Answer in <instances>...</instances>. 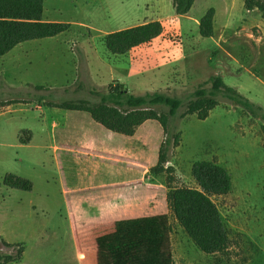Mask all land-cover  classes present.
I'll return each mask as SVG.
<instances>
[{
	"label": "rangeland",
	"instance_id": "374dc122",
	"mask_svg": "<svg viewBox=\"0 0 264 264\" xmlns=\"http://www.w3.org/2000/svg\"><path fill=\"white\" fill-rule=\"evenodd\" d=\"M43 2L46 18L76 26L23 46L54 49V57L70 49L79 65L55 61L16 70L0 59V240L23 247L17 264H97V240L112 234L117 221L154 216L168 219L174 264H264V123L223 98L204 120L186 114L191 94L213 76L264 110L262 14L247 11L244 0H198L184 17L171 0ZM210 9L215 32L204 39L194 19ZM154 21L164 25L161 38L124 56L107 51L106 35ZM117 83L133 94L179 97L184 107L167 127L147 121L132 137L77 123L55 107L96 104L93 92ZM167 140L168 163L160 166ZM201 161L225 168L233 183L230 194L212 198L229 235L222 254L199 251L168 201L175 189L197 188L191 171ZM9 174L30 180L33 191L6 188ZM67 189L83 190L71 194L70 212ZM17 251L0 245L2 254Z\"/></svg>",
	"mask_w": 264,
	"mask_h": 264
},
{
	"label": "trees",
	"instance_id": "16d2710c",
	"mask_svg": "<svg viewBox=\"0 0 264 264\" xmlns=\"http://www.w3.org/2000/svg\"><path fill=\"white\" fill-rule=\"evenodd\" d=\"M197 0H171L177 16H187ZM245 9L262 14L264 1L244 0ZM43 0H0V58L17 46L44 39H51L67 33L69 23H52L43 20ZM215 10L210 9L200 21L201 38L214 37ZM162 22L154 21L110 33L103 39L107 51L114 56L129 52L164 35ZM37 90H40L37 89ZM99 98L96 104L80 100L63 102L56 108L72 113L77 123L95 122L113 133L132 137L137 128L147 121H158L164 127L184 107V100L165 92L133 94L125 85H110L107 93L93 92ZM223 98L242 108L253 118L264 123V110L250 102L234 88L227 86L219 76L210 77L191 94L186 114L206 119ZM43 100V98H40ZM9 106L8 103L6 102ZM15 103H10L13 105ZM5 106V105H3ZM157 107L168 109L159 114ZM180 137H175V143ZM21 144L24 141L21 140ZM167 140L161 148L159 165L168 163ZM164 170V169H163ZM168 170V169H167ZM192 178L196 189L180 188L168 194V201L174 217L196 248L205 255L222 254L228 250L229 235L220 212L212 198L231 193L233 183L228 171L212 162L201 161L193 165ZM3 185L12 190L32 192L34 185L26 179L9 174ZM170 225L166 216L142 217L120 220L115 223L114 232L97 240V264H174L169 241ZM6 248H18L16 254H2L0 264H17L23 259V247L0 240Z\"/></svg>",
	"mask_w": 264,
	"mask_h": 264
},
{
	"label": "crops",
	"instance_id": "0c3cea01",
	"mask_svg": "<svg viewBox=\"0 0 264 264\" xmlns=\"http://www.w3.org/2000/svg\"><path fill=\"white\" fill-rule=\"evenodd\" d=\"M198 2V0L196 1ZM190 14V13H189ZM188 14V15H189ZM187 15V16H188ZM43 20L45 22H52V23H63V22H53L46 18L45 14H43ZM195 24L199 27L200 20L194 19ZM70 24V23H69ZM72 26H76L71 24ZM135 27V26H134ZM214 27H215V20H214ZM118 32V31H117ZM25 44V43H24ZM52 50L50 48H42V47H25L23 44L17 46L14 50H12L6 56L0 58L3 60L12 61L14 68L16 70L20 69L23 64L33 65V64H51L55 61H64L67 63H72L74 70H77L79 65V58L77 57L76 53L71 51L70 49L61 50L60 57H54ZM68 129V128H67ZM58 145V144H57ZM59 148H62L58 146ZM64 186V185H63ZM83 190H76L70 191L66 190L64 193V203L68 212H70L76 206V202L71 200V194H79ZM78 255H80V250H78Z\"/></svg>",
	"mask_w": 264,
	"mask_h": 264
}]
</instances>
